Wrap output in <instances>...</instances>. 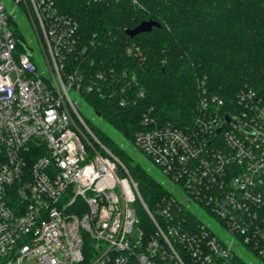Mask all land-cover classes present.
Segmentation results:
<instances>
[{
  "label": "built area",
  "instance_id": "2783aa9c",
  "mask_svg": "<svg viewBox=\"0 0 264 264\" xmlns=\"http://www.w3.org/2000/svg\"><path fill=\"white\" fill-rule=\"evenodd\" d=\"M12 2L41 32L49 74L19 49L18 14L0 0V264H185L183 253L233 264L236 241L264 262V100L242 95L230 116L204 96L193 129L145 117L134 145L168 179L151 212L70 95L81 90L62 70L75 25L52 0Z\"/></svg>",
  "mask_w": 264,
  "mask_h": 264
},
{
  "label": "trees",
  "instance_id": "16d2710c",
  "mask_svg": "<svg viewBox=\"0 0 264 264\" xmlns=\"http://www.w3.org/2000/svg\"><path fill=\"white\" fill-rule=\"evenodd\" d=\"M52 1L76 27L75 49L63 55V74L79 79L78 93L125 142L134 144L135 134L150 125L145 117L159 126L193 129L204 96L216 98L219 112L230 116L242 109V95L264 100V0ZM17 18L20 23L13 18L10 27L25 52L29 21L22 10ZM144 21L160 27L134 37L126 33ZM85 122L123 162L154 212L167 188L132 164L120 142ZM135 207L140 226L151 230L139 199ZM182 256L185 264H197ZM233 264L251 263L235 257Z\"/></svg>",
  "mask_w": 264,
  "mask_h": 264
},
{
  "label": "rangeland",
  "instance_id": "374dc122",
  "mask_svg": "<svg viewBox=\"0 0 264 264\" xmlns=\"http://www.w3.org/2000/svg\"><path fill=\"white\" fill-rule=\"evenodd\" d=\"M5 2L7 5V13L12 12L13 14L17 13L19 15V8L13 4L12 0H5ZM30 10H32L31 6H30ZM14 20L20 23L19 18H14ZM28 21H29L28 26L30 31H27L28 33L26 32L25 34L28 44L32 43L31 47H33L34 49V54L31 56V61L37 67L39 73L48 75L49 69L46 63V57L44 55L45 53H47L48 55V52L44 45L43 37L39 29L38 30L36 29L35 31V29L33 28V24L31 22L29 15H28ZM22 26L23 24H21V28ZM37 34L39 36V39L37 38ZM70 95L73 98V100L77 102L78 111L90 125L97 126L101 132H103L113 140L120 142L121 146L127 151L128 155L130 156L132 164L134 165L139 164L142 167L148 169L149 172L154 177L160 180H165L168 187V179L164 175H162L161 172H159L160 169L143 152H141L134 144L125 142L123 139H121L120 135L114 129H110L109 127H107L103 123V121L99 117H97L96 114L92 111V109L87 105L86 101L84 100L83 96L80 93H78L76 90L73 89L70 91ZM93 134L97 137V139H99V137L94 132ZM169 189L171 188L169 187ZM201 215H204L206 218H208L204 213H201ZM208 220H210V217L208 218ZM236 244H237V246L235 247L236 251L239 252L246 259L247 262H250L251 264H264L263 261L257 258L253 253L248 251L247 248L244 247L242 244H240L237 241Z\"/></svg>",
  "mask_w": 264,
  "mask_h": 264
},
{
  "label": "water",
  "instance_id": "95a60500",
  "mask_svg": "<svg viewBox=\"0 0 264 264\" xmlns=\"http://www.w3.org/2000/svg\"><path fill=\"white\" fill-rule=\"evenodd\" d=\"M154 27H160V24L156 21H144L134 29L127 30L126 33L130 37H134L138 34L151 32ZM25 51L30 57L33 55V48L25 46ZM227 120H229V117H227Z\"/></svg>",
  "mask_w": 264,
  "mask_h": 264
}]
</instances>
